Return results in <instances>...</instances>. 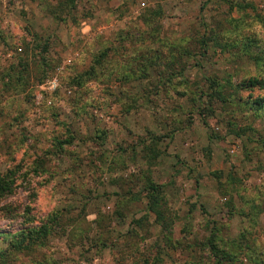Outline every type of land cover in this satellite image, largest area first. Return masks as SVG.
Segmentation results:
<instances>
[{
	"label": "rangeland",
	"instance_id": "374dc122",
	"mask_svg": "<svg viewBox=\"0 0 264 264\" xmlns=\"http://www.w3.org/2000/svg\"><path fill=\"white\" fill-rule=\"evenodd\" d=\"M254 79L264 0H0V264H264Z\"/></svg>",
	"mask_w": 264,
	"mask_h": 264
},
{
	"label": "trees",
	"instance_id": "16d2710c",
	"mask_svg": "<svg viewBox=\"0 0 264 264\" xmlns=\"http://www.w3.org/2000/svg\"><path fill=\"white\" fill-rule=\"evenodd\" d=\"M202 45L205 44L203 40L200 42ZM256 82V84H259V87H263L264 81H255L253 80V84ZM12 185L13 181L8 180L6 178H0V199L4 195L11 194L12 192ZM150 189L152 191L150 201L152 205L156 204L158 197V189L157 187L151 185ZM159 217V216H158ZM58 219V218H57ZM58 221L55 219V221L52 222V224L57 223ZM49 222L45 223L43 227H31L28 230L20 231L16 234H13L9 237L7 236H1L3 237L7 245L5 246V251L3 254H0V260H5L6 258H10V254H19V255H28L31 253L34 248H42L46 246V242L48 240V237L51 235V230L53 229L52 225L50 226ZM2 238V241L4 242V239ZM220 252L221 254H228L225 253L223 249H216V251ZM220 250V251H219ZM1 260V262H2Z\"/></svg>",
	"mask_w": 264,
	"mask_h": 264
},
{
	"label": "built area",
	"instance_id": "2783aa9c",
	"mask_svg": "<svg viewBox=\"0 0 264 264\" xmlns=\"http://www.w3.org/2000/svg\"><path fill=\"white\" fill-rule=\"evenodd\" d=\"M53 86L55 87V84H53Z\"/></svg>",
	"mask_w": 264,
	"mask_h": 264
}]
</instances>
